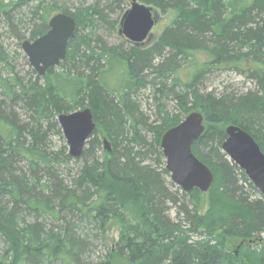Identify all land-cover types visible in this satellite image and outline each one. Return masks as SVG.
<instances>
[{"label": "trees", "instance_id": "trees-1", "mask_svg": "<svg viewBox=\"0 0 264 264\" xmlns=\"http://www.w3.org/2000/svg\"><path fill=\"white\" fill-rule=\"evenodd\" d=\"M138 1L176 12L147 49L107 46L96 31L107 22L99 5L61 9L56 0H36L31 7L30 41L59 13L77 29L62 71L22 82L0 69V264H264V197L252 198L254 186L222 150L233 124L264 153V0ZM0 65L10 66L1 42ZM215 70L245 74L256 88L220 98L203 91ZM149 86L158 110L151 124L135 100ZM19 104L33 122L21 119ZM86 108L97 126L81 157L65 146L54 151L47 124ZM192 112L204 117L192 151L214 176L206 194L180 192L162 161L163 134ZM104 139L111 151L100 160ZM151 155L161 168L147 163ZM73 162L79 167L68 180L61 168ZM112 221L119 222L113 243Z\"/></svg>", "mask_w": 264, "mask_h": 264}, {"label": "water", "instance_id": "water-1", "mask_svg": "<svg viewBox=\"0 0 264 264\" xmlns=\"http://www.w3.org/2000/svg\"><path fill=\"white\" fill-rule=\"evenodd\" d=\"M131 1V8L122 19L119 33L133 44H142L151 36L158 22V13L146 4ZM76 29V20L71 15L59 13L49 20L46 34L22 43V51L39 77H45L49 69L59 67L65 61L69 44L76 37ZM58 123L68 146V154L74 159L81 157L97 126L92 111L86 108L60 114ZM204 132L203 115L192 112L161 138L165 168L171 181L185 193L198 189L206 194L214 181L212 171L192 151L193 143ZM225 133L227 139L222 145L223 152L264 196V153L255 139L241 127L229 125ZM103 142L105 150L110 152L108 141L104 139Z\"/></svg>", "mask_w": 264, "mask_h": 264}, {"label": "rangeland", "instance_id": "rangeland-1", "mask_svg": "<svg viewBox=\"0 0 264 264\" xmlns=\"http://www.w3.org/2000/svg\"><path fill=\"white\" fill-rule=\"evenodd\" d=\"M56 2L61 9H74L83 4L99 5V7L105 11L107 22L100 24L98 23L96 30L98 37H100V39L103 40V42L109 47L111 46L127 50L130 46H133V44H130V42H128V40L124 36H121L119 33L122 19L126 12L131 8V0H56ZM36 3V0L27 1L25 3H21L20 0H0V42L2 43L4 49L7 51L10 62V66L8 67L0 65L2 76L5 78L11 79L13 77H16L22 82H34L38 77L37 73L30 66L27 56L22 51V43L25 40H30V30L32 28L31 7ZM19 4L20 6H17ZM153 9L158 13V22L153 29L151 36L147 38L144 43L139 44L138 48L147 49L155 44L162 37L164 31L169 28V25L176 16V12H164L154 7ZM6 11H10L12 13L11 15L13 17L10 18V21L7 20L8 18L4 15ZM20 37L22 38L19 39ZM202 58L206 59L205 56H202ZM55 69L58 72L62 71V68H60V66ZM150 75L152 79L153 76L152 74ZM40 83L44 84L43 81H41ZM255 88L256 83L249 79L245 74H240L235 71L215 70L204 80L202 90L206 92H212L220 98L225 95V93L241 95L243 93H246L248 90H254ZM135 100L140 105L141 113L145 118H147V120H149V124L157 121L158 110L155 103L154 90L152 87L149 86L147 89L141 90ZM165 103L168 104L170 109L175 106V102H173L172 100ZM16 112L21 116V119L23 121L30 123L33 122V120H31L33 115H31L23 105L19 104L16 107ZM55 122L57 127L52 123H48L46 126V128L51 127L49 128V145L52 149H54V151H58L62 148V146H65L68 153V146L61 127L58 123V117H55ZM99 133L100 136L104 135V130L100 128ZM104 147L105 146L102 145V147L98 149L96 153V157H98L100 160H103L105 158L107 159ZM146 161L147 163H151L152 165H154V167H162L160 163L156 162V157L153 155L149 156ZM162 161L164 164H166L164 158ZM78 167L79 164L73 162L69 167H66L65 169L62 166L61 171L64 177L69 180L77 173ZM168 182H172L170 177L168 178ZM244 185L247 188V184L244 183ZM174 186L177 187L180 192H183L177 185L174 184ZM175 187L172 188V191L177 190V188L175 189ZM247 190L250 192L253 199H261L264 197L256 188L255 190L247 188ZM208 207L209 205L208 203H206L204 211H206ZM176 213V209L171 207L170 216L172 219H176ZM107 237L108 240L112 243L118 240V221H112L110 223ZM262 239H264V234L262 235ZM239 244L240 243L235 242L232 245V249L237 248ZM258 245L259 247H264V241L259 242ZM1 248L2 246L0 247V249ZM101 254L102 249L99 247L96 249L94 257H98Z\"/></svg>", "mask_w": 264, "mask_h": 264}]
</instances>
